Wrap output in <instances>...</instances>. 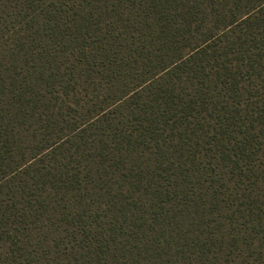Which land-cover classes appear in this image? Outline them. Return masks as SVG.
I'll list each match as a JSON object with an SVG mask.
<instances>
[{"label":"trees","instance_id":"16d2710c","mask_svg":"<svg viewBox=\"0 0 264 264\" xmlns=\"http://www.w3.org/2000/svg\"><path fill=\"white\" fill-rule=\"evenodd\" d=\"M68 3L0 0V264H264V0Z\"/></svg>","mask_w":264,"mask_h":264},{"label":"snow or ice","instance_id":"6c2138e0","mask_svg":"<svg viewBox=\"0 0 264 264\" xmlns=\"http://www.w3.org/2000/svg\"><path fill=\"white\" fill-rule=\"evenodd\" d=\"M68 7H71V3H68V0H64ZM72 3H75L79 8L84 9V12L79 13L81 16L92 17V23L94 27H108L111 26L114 22H119L121 15H127L126 5L130 0H71ZM264 127V124H262ZM236 136L235 133L232 134ZM236 139L239 140V136H236ZM44 225H48L49 221L47 219L43 220ZM243 227V225H241ZM54 227V226H53ZM69 232L72 233L71 239L76 240V233L72 228H69ZM59 235H66V233H59ZM239 237V252L242 259H246L249 255V245L250 239H245L235 231V225H229L228 228L224 229L220 233V238L226 242L227 245H234ZM50 243H57V234L50 233L48 234ZM78 243L79 241L76 240ZM260 249L264 252V241H260ZM3 249L0 248V251ZM53 251L55 249L53 248Z\"/></svg>","mask_w":264,"mask_h":264}]
</instances>
